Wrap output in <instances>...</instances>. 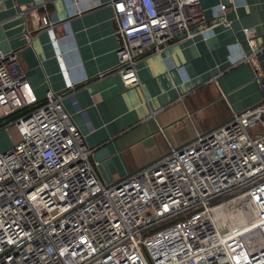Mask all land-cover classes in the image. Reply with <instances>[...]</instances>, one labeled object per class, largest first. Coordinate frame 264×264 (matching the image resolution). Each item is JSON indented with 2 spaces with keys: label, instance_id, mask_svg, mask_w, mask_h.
Instances as JSON below:
<instances>
[{
  "label": "built area",
  "instance_id": "built-area-1",
  "mask_svg": "<svg viewBox=\"0 0 264 264\" xmlns=\"http://www.w3.org/2000/svg\"><path fill=\"white\" fill-rule=\"evenodd\" d=\"M110 5L125 87L140 84L137 63L149 51L209 23L200 0ZM254 54L246 58L256 68ZM256 81L260 103L109 184L63 107L66 91L49 88L39 99L18 51L0 52V129L18 136L0 150V264H264V77ZM240 200L253 204L252 223L222 231L214 209Z\"/></svg>",
  "mask_w": 264,
  "mask_h": 264
},
{
  "label": "crops",
  "instance_id": "crops-1",
  "mask_svg": "<svg viewBox=\"0 0 264 264\" xmlns=\"http://www.w3.org/2000/svg\"><path fill=\"white\" fill-rule=\"evenodd\" d=\"M111 1L0 0V52L18 51L39 99L49 88L66 91L64 109L114 184L260 103L264 0H200L208 27L159 53L149 51L137 63L140 84L132 87L116 71ZM43 16L51 26H42ZM252 51L256 68L246 58Z\"/></svg>",
  "mask_w": 264,
  "mask_h": 264
},
{
  "label": "rangeland",
  "instance_id": "rangeland-1",
  "mask_svg": "<svg viewBox=\"0 0 264 264\" xmlns=\"http://www.w3.org/2000/svg\"><path fill=\"white\" fill-rule=\"evenodd\" d=\"M22 112H18V113H15V115L16 116H18V115H20ZM261 130L259 129V128H257L256 129V133H258V132H260ZM0 134L4 137L5 136V140L2 142V143H0V147H2V148H4V149H7V148H9L11 145H12V141L13 140H17V138H18V136H17V134H16V131H15V129L13 128V127H11L9 130H4V129H1L0 130ZM250 134L253 136V132L251 131L250 132ZM15 137V138H14ZM12 138H13V140H12ZM14 141V142H15ZM3 149V150H4ZM227 204V203H226ZM221 205H224V204H221ZM237 205H239L238 207H237ZM249 205V204H248ZM248 205H246L245 203L243 204V203H240L239 204V202H238V204L237 203H235V205H234V209H231L230 211H228L229 213L227 214V216H228V222H229V220H230V226L228 227V228H230V229H228V228H226V226L224 227V230L225 231H230V230H239V229H241V227H240V224H235V222H241V221H243V220H246V219H248L249 218V216H251L252 215V217H253V214H254V212H255V210H254V206H253V204L251 205H249V208H248ZM246 209V211H244ZM249 210V211H248ZM251 210H252V213H251ZM232 211V212H231ZM246 214V215H245ZM248 214V215H247ZM226 216H223V217H221V218H217L218 219V221L220 222L221 220H222V218H225ZM242 217V218H241ZM241 218V219H240ZM236 219V220H235ZM233 220V221H232ZM231 222H234V224H233V226H231ZM246 222V221H245ZM235 226H238L237 228H235ZM228 229V230H227Z\"/></svg>",
  "mask_w": 264,
  "mask_h": 264
},
{
  "label": "bare ground",
  "instance_id": "bare-ground-1",
  "mask_svg": "<svg viewBox=\"0 0 264 264\" xmlns=\"http://www.w3.org/2000/svg\"><path fill=\"white\" fill-rule=\"evenodd\" d=\"M238 202H239V204L240 203H243L241 200L240 201H236V202H228L227 204H224V205H220V206H218L217 208H215L214 209V216H215V218H216V220H217V222H218V224H219V226L221 227V229H222V231H225L224 230V227L226 226V228H228L229 226H230V220H229V222H228V216H227V214L229 213L228 211H230L231 209H234V205H235V203H237L238 204ZM250 205V204H249ZM249 205H248V208H249ZM239 205H237V207H238ZM250 209V208H249ZM244 211H246V209L244 210ZM249 211V210H248ZM232 212V211H231ZM227 213V214H226ZM251 213H252V210H251ZM246 215V214H245ZM248 215V214H247ZM223 216H226L225 218H222V220L219 222L218 221V217L219 218H221V217H223ZM242 218V217H241ZM240 218V219H241ZM252 219H253V217H252V215L251 216H249V218L248 219H246V220H243V221H239V222H235V224H240V227H241V229L242 228H245V227H247V226H249L251 223H252ZM236 220V219H235ZM233 221V220H232ZM246 221V222H245ZM243 223V224H242ZM233 224H234V222H231V226H233ZM224 226V227H223ZM238 226H235V228H237ZM228 229H230V228H228ZM227 229V230H228Z\"/></svg>",
  "mask_w": 264,
  "mask_h": 264
},
{
  "label": "trees",
  "instance_id": "trees-1",
  "mask_svg": "<svg viewBox=\"0 0 264 264\" xmlns=\"http://www.w3.org/2000/svg\"><path fill=\"white\" fill-rule=\"evenodd\" d=\"M15 117H17L15 114H14V115H12V118H15Z\"/></svg>",
  "mask_w": 264,
  "mask_h": 264
}]
</instances>
